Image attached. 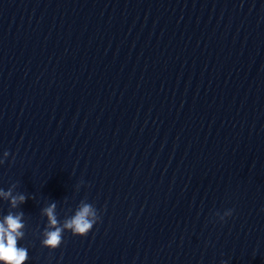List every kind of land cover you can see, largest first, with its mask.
I'll return each mask as SVG.
<instances>
[{
	"label": "clouds",
	"instance_id": "clouds-1",
	"mask_svg": "<svg viewBox=\"0 0 264 264\" xmlns=\"http://www.w3.org/2000/svg\"><path fill=\"white\" fill-rule=\"evenodd\" d=\"M3 155L8 157L9 153L5 151ZM3 163L4 160L0 159V164ZM0 196H4L6 199L10 197L12 207L26 201L24 194L12 195L11 188L7 192L0 191ZM55 210L56 204L54 202L43 209L48 218V228L44 231L45 238L41 241V244L49 250L60 247L65 229L70 230L73 236L84 237L101 219L93 205L81 203L75 215L67 219L63 226H58L59 221ZM23 227L22 214L13 215L10 213L0 222V264H24L28 259L27 249L17 246L18 239L24 235L21 231Z\"/></svg>",
	"mask_w": 264,
	"mask_h": 264
}]
</instances>
